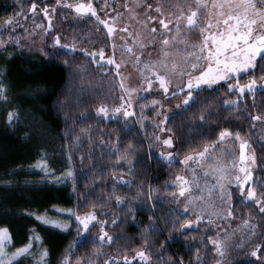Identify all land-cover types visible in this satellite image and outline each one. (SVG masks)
<instances>
[{"label": "trees", "instance_id": "1", "mask_svg": "<svg viewBox=\"0 0 264 264\" xmlns=\"http://www.w3.org/2000/svg\"><path fill=\"white\" fill-rule=\"evenodd\" d=\"M32 5L0 0V22L27 17ZM32 21L28 16L26 23ZM6 40L0 36V229L10 236L8 255L32 245L13 264H215V235L206 226L181 227L191 217L175 206L174 182L184 172L185 157L218 143L225 128L233 136L238 132L256 155L244 193L238 187L232 195L233 220L254 230L242 250H231L232 264H264V252L251 255L264 246V119H252L264 117V91L243 98L228 86L194 91L197 102L170 116L164 127L174 146L166 160L152 128L156 108H137L127 120L96 114L122 97L104 67L48 48L28 52L23 42ZM249 187L256 190L254 199L247 198ZM88 213L105 223L111 241L93 230L78 234L74 214ZM141 251L147 259L137 255Z\"/></svg>", "mask_w": 264, "mask_h": 264}, {"label": "rangeland", "instance_id": "2", "mask_svg": "<svg viewBox=\"0 0 264 264\" xmlns=\"http://www.w3.org/2000/svg\"><path fill=\"white\" fill-rule=\"evenodd\" d=\"M32 2L36 5L34 10L33 7L31 8L28 15L33 18L32 23H26L28 16L23 19L11 17V24L6 23L8 19L0 22V36L5 35L7 42L14 41L17 45L23 42L22 47L28 52L45 53L48 48L55 53L66 52L74 57L85 59L97 67H104L106 73L115 76L122 97L119 100L114 99L108 106H102L106 108L107 115L99 112L101 107L96 110V114L104 120H127L130 117L135 118L137 108L141 112L156 108L152 128L159 133V155L166 160L171 159L174 151L173 142L171 146L163 143V140L169 137L163 131L168 120H165V117L169 118L186 109L182 101L188 89L185 87L181 92L180 86L187 84L188 77L172 76L168 92L165 93L164 89L159 86V82L144 69V65L164 59L165 51L169 53L167 58L169 65L173 61L182 66L185 65L186 44L198 45L202 41L203 35L207 34L206 32L202 34L200 27L189 29L183 18L180 20V31H177V17L181 16L182 11L185 14L188 13V4L192 3V0H60L59 4L56 0H32ZM88 2L93 4L99 20L90 13H77L74 7L67 6ZM158 8L160 11H157ZM210 9L211 0H209ZM45 10H47V15H45ZM209 10L202 12L205 23L209 18ZM160 20L170 22L168 29L171 31L163 28L159 23ZM106 25L112 27L111 34ZM153 28L156 29L155 32L152 31ZM211 31H215V28ZM15 33L17 34L15 35ZM165 36L170 39L167 46L161 43ZM172 36H176L177 39L172 41ZM57 37H59L60 44L55 43ZM141 44L144 46L141 47ZM64 45L68 47H62ZM129 48L131 51L128 50ZM101 50L104 52L103 58L99 55ZM109 58L113 59L115 63L109 64ZM116 64L120 65L118 69ZM205 66L204 61H200L199 68H187V71L196 76ZM142 69L144 70L141 71ZM244 75L246 74L219 80L211 87L201 84L194 91L228 86L232 84L231 80H238ZM149 79L153 81L151 88L147 84ZM121 83L124 85L123 88ZM262 84L264 82L257 83L254 92L246 91L244 94L264 91V87L260 86ZM173 92L176 94L173 95ZM234 92L243 98L244 94H240L238 90ZM154 101L156 103H153ZM236 105L237 102L227 104V106ZM117 108L120 109L119 112L115 111ZM125 111L130 115L125 116ZM255 121L256 123L262 122V120ZM242 141L245 140L242 138L238 140L235 136L228 137L224 141L214 144V147L210 146L205 158L194 156V159L189 160L187 164L184 163V160V172L180 177L189 183L182 185V182L177 179L174 182L177 188L174 199L175 206L180 212L190 216L193 221L191 225H187V228L198 229L206 226L215 235L212 243L217 240L221 242L220 251H217V245L213 243L216 255L215 264H232L234 255L231 250L236 249L237 252L242 250L239 246L243 241L248 240L249 234L254 233L251 227L243 225L241 222H235L229 215L232 207V195L239 194V182L235 177L237 175L243 177L239 168L245 166L251 172L256 169V155L248 144L245 148L246 156L254 155L255 163L253 164L251 159L243 163L240 162ZM169 153H171L170 156ZM233 162H235V167L232 166ZM219 164L226 165L224 172L228 179H220V173L215 171ZM221 184L224 185L223 191L220 188ZM181 186L189 189L184 196L179 195ZM189 197H191V202H189ZM88 214H74L78 234L82 236L93 230L99 239L105 232L110 236L105 229V223L96 215L95 220L89 221V229L85 232L76 217L84 218ZM197 216L201 217L198 221ZM60 227L64 230L67 229L65 226ZM102 241L109 242L107 238ZM8 245L9 241L5 242L4 252L6 255L0 257L5 261L11 257L7 253Z\"/></svg>", "mask_w": 264, "mask_h": 264}, {"label": "snow or ice", "instance_id": "3", "mask_svg": "<svg viewBox=\"0 0 264 264\" xmlns=\"http://www.w3.org/2000/svg\"><path fill=\"white\" fill-rule=\"evenodd\" d=\"M59 4L60 0H56ZM259 5V6H258ZM68 7L75 8L77 13H90L92 16H96L97 20H99V16L96 14V10L93 7L91 2L88 3H78L75 5L69 4ZM33 10L36 5L33 4ZM151 7V5H149ZM188 13L185 14L183 11L181 12V16L177 17L176 28L177 31H180V20L183 18L186 21V27L192 29L194 27H200L201 33H207L203 35L202 41L197 44H186L184 50L185 56V65L182 66L177 62L173 61L170 65L168 63L169 53L167 51L164 52V59L154 61L151 64L146 63L144 65V69L148 71V73L155 78L159 82V86L164 89V92H168V85L171 83V77L174 75H179L180 77L187 76V84L180 86V91L183 92L185 87L188 89L186 92L185 98L182 101V104L187 108L191 107V105L197 102V97L194 95V89H198L201 84L208 85L211 87L219 80H225L228 78H234L237 75L241 74H251V78L245 84H240L237 80L235 85L229 84L228 87L230 90H238L240 94H244L247 92H254L258 79L264 81V67L258 62L257 57H259V61H264V0H211V9L209 10V0H192V3L188 4ZM204 10L208 11V20L206 23L204 22V17L202 12ZM157 11H160L158 8ZM45 15H47V10H45ZM104 23L103 21H101ZM7 24L12 23V19L9 18L6 21ZM160 25L168 29V23L164 20H160ZM51 26V25H50ZM107 26V25H106ZM109 33L113 31L111 26H107ZM215 28V31H211V29ZM171 31L170 29H168ZM127 31V29H125ZM153 32L156 31L155 28L152 29ZM177 39L176 36H172L171 40L175 41ZM184 42V41H182ZM2 43V41H0ZM56 44H60L59 37L56 38ZM162 45L167 46L170 43V39L168 36H165L162 40ZM144 45L141 44V47ZM62 47H68L64 45ZM131 51V48L128 49ZM94 55V54H93ZM100 57H104L103 50L99 53ZM200 61H204L205 67L199 71V74L193 76L191 72L187 71V68L197 69L200 67ZM109 64L115 63V61L111 58L108 60ZM117 69L120 67L119 64H116ZM142 69L141 71H143ZM259 70L261 75L257 77L255 72ZM153 81L149 79L147 81L148 87H152ZM264 87V84L260 85ZM121 87L124 85L121 83ZM135 91V89H133ZM3 92V86L0 85V93ZM173 95L176 93L173 92ZM153 103H156L155 101ZM228 103V102H226ZM235 103V102H233ZM115 111L119 112L120 109L117 108ZM99 112L107 115V110L104 107L99 109ZM125 116L130 115L129 112H124ZM13 119V113H9V120ZM168 117H165L167 120ZM201 120H204V116H200ZM253 120H262L264 117L260 115H256L252 117ZM233 133L225 128L219 132V141H224L225 138L232 137ZM235 138L240 139V134L235 133ZM157 139H160L157 137ZM165 145H172V138L168 137L163 140ZM215 145H213L214 147ZM247 146V141H242L240 144V162L243 163L245 160L251 159L252 163H255L254 155L248 157L245 155L244 149ZM209 151V146H205L203 151L195 153V156L200 157L201 159L206 157V154ZM169 156L171 153L168 154ZM193 155H188L185 157L184 163L187 164L189 160H193ZM37 167L40 166L38 163ZM235 167V162L232 164ZM226 165L219 164L215 171L220 173V179H228V176L225 174L224 169ZM239 171L243 173V177L237 175L235 177L236 181H238V186L240 187L241 194L244 193L245 188L244 185L252 179V172L249 168L245 166H241ZM177 180L182 182V185H188V181L183 177L178 176ZM221 191L224 189V185H220ZM189 191V189L185 186H181L179 188V195L184 196L185 193ZM256 190L252 187L247 189V198H255ZM120 198L117 197V200ZM230 199V196H229ZM189 202H191V197H189ZM257 204L262 203L261 200H256ZM187 207V206H186ZM261 212H264V207H261ZM70 211V210H69ZM229 215L231 213L229 212ZM76 219L83 226L85 232L89 229V221L95 220V214L90 213L86 215L84 218L77 216ZM197 221L201 219L200 216L196 217ZM193 223L192 220H188L185 222V225H181V227H185L186 225H191ZM248 224V221L244 222ZM107 238L108 241H111L113 238L108 236L105 232L100 237L101 240ZM10 241V236L8 230L6 228L0 229V257L6 255L4 252V244L5 242ZM214 244L217 245V251H220L221 242L213 241ZM31 243L28 245L17 248L12 254L11 257L5 261L3 258H0V264H13V260L17 257H21L23 254L29 252L31 248ZM264 252V246L257 245L255 249H253L251 255L254 257H258L259 253ZM44 255H47L45 252ZM142 259H147L145 253L143 251L137 253ZM105 264H108L106 261Z\"/></svg>", "mask_w": 264, "mask_h": 264}, {"label": "water", "instance_id": "4", "mask_svg": "<svg viewBox=\"0 0 264 264\" xmlns=\"http://www.w3.org/2000/svg\"><path fill=\"white\" fill-rule=\"evenodd\" d=\"M244 151H245V149H244ZM245 155H246V151H245ZM245 161H246V160H245ZM245 161H244V162H245Z\"/></svg>", "mask_w": 264, "mask_h": 264}]
</instances>
